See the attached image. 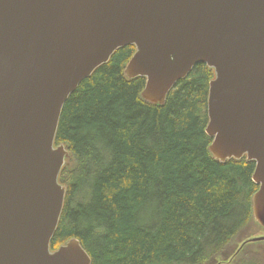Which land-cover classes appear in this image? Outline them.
Here are the masks:
<instances>
[{
	"label": "water",
	"instance_id": "obj_1",
	"mask_svg": "<svg viewBox=\"0 0 264 264\" xmlns=\"http://www.w3.org/2000/svg\"><path fill=\"white\" fill-rule=\"evenodd\" d=\"M129 80L162 106L198 64L215 71L206 133L217 161L256 163L264 229V0H0V264H92L77 239L52 251L71 154L55 139L65 103L119 49ZM264 243V230L241 243ZM231 260V261H232Z\"/></svg>",
	"mask_w": 264,
	"mask_h": 264
},
{
	"label": "trees",
	"instance_id": "obj_2",
	"mask_svg": "<svg viewBox=\"0 0 264 264\" xmlns=\"http://www.w3.org/2000/svg\"><path fill=\"white\" fill-rule=\"evenodd\" d=\"M135 52L117 50L64 105L55 146L71 158L52 251L77 239L92 264H264L251 255L263 256L264 243L232 260L264 229L253 224L256 163H222L209 150L215 71L196 65L154 106L142 97L146 78L125 76Z\"/></svg>",
	"mask_w": 264,
	"mask_h": 264
},
{
	"label": "rangeland",
	"instance_id": "obj_3",
	"mask_svg": "<svg viewBox=\"0 0 264 264\" xmlns=\"http://www.w3.org/2000/svg\"><path fill=\"white\" fill-rule=\"evenodd\" d=\"M253 224H254V225H257V228H256V229H261V226H260V225H258V224H256V223H253ZM256 229H253L251 232L255 231ZM258 232H260V230H259ZM258 232H256V233H258ZM256 233H255V234H256ZM240 246H241V242H239V243L237 244V246H236V251L239 250ZM256 246H263V244H258V245H256ZM257 252H259V251H255V253H253V254H251V255L256 256L257 258L261 259V260L264 262V255H263V256H258V255H257Z\"/></svg>",
	"mask_w": 264,
	"mask_h": 264
},
{
	"label": "bare ground",
	"instance_id": "obj_4",
	"mask_svg": "<svg viewBox=\"0 0 264 264\" xmlns=\"http://www.w3.org/2000/svg\"><path fill=\"white\" fill-rule=\"evenodd\" d=\"M185 228V227H184ZM179 254V253H178ZM117 255V254H116ZM182 256V255H181ZM172 257V256H171ZM178 257V256H177ZM122 259V258H121Z\"/></svg>",
	"mask_w": 264,
	"mask_h": 264
}]
</instances>
